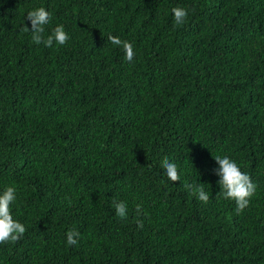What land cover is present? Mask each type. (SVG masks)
<instances>
[{"label": "trees", "instance_id": "1", "mask_svg": "<svg viewBox=\"0 0 264 264\" xmlns=\"http://www.w3.org/2000/svg\"><path fill=\"white\" fill-rule=\"evenodd\" d=\"M41 7L45 36L62 25L66 44L23 30ZM216 155L256 185L242 212L217 195ZM8 186L26 232L0 244V264H264V0H0Z\"/></svg>", "mask_w": 264, "mask_h": 264}, {"label": "clouds", "instance_id": "2", "mask_svg": "<svg viewBox=\"0 0 264 264\" xmlns=\"http://www.w3.org/2000/svg\"><path fill=\"white\" fill-rule=\"evenodd\" d=\"M173 20L177 25L183 24L188 13L183 8H174L172 10ZM51 14L43 7L27 12L24 20L30 23V28L25 24V31H31L32 40L36 44L43 43L46 47H52L53 44L64 45L69 40L68 33L62 25L56 26L50 34L45 36V25L49 23ZM108 40L116 46L123 49L125 60L131 62L134 58V49L130 42L122 41L119 37L109 35ZM219 165L214 169L216 175L220 178L217 183L221 186V191L217 195H222L224 199L233 200L236 204V212H242L250 202V198L255 194L256 185L247 173L241 171L235 161L228 156H213ZM162 168L165 170L167 177L176 182L180 180L177 165L170 162L167 158L162 161ZM186 189L193 188L191 184H185ZM195 191V189H194ZM200 201L207 203L210 199L209 194L202 187L196 191ZM17 199V190L15 187L8 186L0 194V244L18 241L26 232L24 224L13 219L10 212V205ZM137 215L142 214L141 205H135ZM115 213L120 218L128 216V206L124 202L115 203ZM138 225L143 227V223L138 221ZM79 232L70 230L67 232V244H76Z\"/></svg>", "mask_w": 264, "mask_h": 264}]
</instances>
